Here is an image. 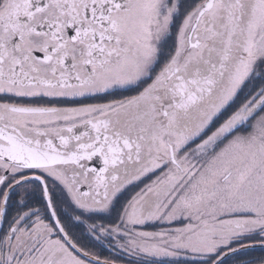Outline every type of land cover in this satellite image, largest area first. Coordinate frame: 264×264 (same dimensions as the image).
I'll return each mask as SVG.
<instances>
[{
	"label": "snow or ice",
	"instance_id": "1",
	"mask_svg": "<svg viewBox=\"0 0 264 264\" xmlns=\"http://www.w3.org/2000/svg\"><path fill=\"white\" fill-rule=\"evenodd\" d=\"M0 264H264V0H0Z\"/></svg>",
	"mask_w": 264,
	"mask_h": 264
},
{
	"label": "flooded vegetation",
	"instance_id": "2",
	"mask_svg": "<svg viewBox=\"0 0 264 264\" xmlns=\"http://www.w3.org/2000/svg\"><path fill=\"white\" fill-rule=\"evenodd\" d=\"M106 254H107V250H106ZM257 255H259V253H257Z\"/></svg>",
	"mask_w": 264,
	"mask_h": 264
}]
</instances>
